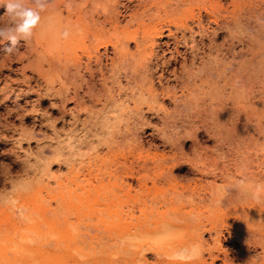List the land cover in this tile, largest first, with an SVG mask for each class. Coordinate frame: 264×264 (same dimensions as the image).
Here are the masks:
<instances>
[{
    "label": "bare ground",
    "instance_id": "1",
    "mask_svg": "<svg viewBox=\"0 0 264 264\" xmlns=\"http://www.w3.org/2000/svg\"><path fill=\"white\" fill-rule=\"evenodd\" d=\"M41 17L1 58L57 73L92 138L54 206L24 212L40 264H264V0H51Z\"/></svg>",
    "mask_w": 264,
    "mask_h": 264
},
{
    "label": "rangeland",
    "instance_id": "2",
    "mask_svg": "<svg viewBox=\"0 0 264 264\" xmlns=\"http://www.w3.org/2000/svg\"><path fill=\"white\" fill-rule=\"evenodd\" d=\"M4 13L2 7L0 24L5 23ZM7 43H0V264H40L36 249L32 248L37 243L32 237L37 234L27 225L30 219L25 213L31 211L32 215L40 217L35 207V198L39 194L46 207L54 206L52 192L56 175L66 172L72 150L86 152L92 131L91 128L90 131L86 129L89 125L83 126L81 120L71 117L72 102L70 99L63 100L61 78L57 73H39L30 67L23 68L22 61L16 57L2 60L1 54ZM17 49L23 51L22 47ZM51 57L43 58L46 66ZM152 120L141 130L142 135L144 131L151 130L153 124L162 126L158 118L153 117ZM193 137L188 135L182 141L183 150L189 156L195 155ZM200 137L203 145L209 147L216 142L214 136L207 138L200 133ZM80 141L86 146H78L82 145ZM73 144H76L75 147ZM76 146L80 149L77 150ZM169 149L170 145H167L166 150ZM77 153L74 157L79 156ZM82 157L86 158V154ZM174 171L179 187L193 175L188 165L184 164V159ZM210 174L205 180L213 178Z\"/></svg>",
    "mask_w": 264,
    "mask_h": 264
},
{
    "label": "clouds",
    "instance_id": "3",
    "mask_svg": "<svg viewBox=\"0 0 264 264\" xmlns=\"http://www.w3.org/2000/svg\"><path fill=\"white\" fill-rule=\"evenodd\" d=\"M50 4L51 0H0V7L5 9L4 16L8 18L7 23L0 24V41L8 42L4 48L5 54H11L22 42L32 38L34 29L41 24V13ZM256 198L259 199V195ZM196 249L194 245L192 250H180L173 258L181 261L198 259Z\"/></svg>",
    "mask_w": 264,
    "mask_h": 264
}]
</instances>
